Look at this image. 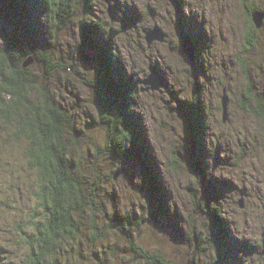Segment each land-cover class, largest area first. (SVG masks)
<instances>
[{
    "label": "rangeland",
    "instance_id": "374dc122",
    "mask_svg": "<svg viewBox=\"0 0 264 264\" xmlns=\"http://www.w3.org/2000/svg\"><path fill=\"white\" fill-rule=\"evenodd\" d=\"M46 1L39 43L24 16L0 14V63L34 74L47 144L45 96L61 118L43 195L29 141L0 119V264H101L97 252L103 264H264V0ZM34 52L42 62L28 64ZM60 204L75 226L48 246Z\"/></svg>",
    "mask_w": 264,
    "mask_h": 264
},
{
    "label": "trees",
    "instance_id": "16d2710c",
    "mask_svg": "<svg viewBox=\"0 0 264 264\" xmlns=\"http://www.w3.org/2000/svg\"><path fill=\"white\" fill-rule=\"evenodd\" d=\"M0 1H2V2H0V8L3 11V12L0 11V14L4 18H7V19L11 18L13 15L17 21H19V19L22 20L21 16H24L26 18L27 23H28V26H24L27 30L25 33L26 36H28L30 41L39 43L41 41V37H35L34 32H35V30H38L40 27V25L39 26L37 25V22L39 20V15L49 6V5H47L48 2L46 0H15L14 3H10L8 0H0ZM89 1L90 0H88V2ZM51 14H52V12H51ZM32 19H34V20H32ZM40 24H41L42 28H44L43 22H41ZM55 24L58 26L59 21L55 20ZM21 26H23V25L21 24ZM86 26L88 27V24ZM89 26H90V29H94V30L96 28L101 27V26H98L95 22H92L91 20H90ZM92 35L94 38L95 33L92 32ZM46 37H47V33H45V38ZM92 44L93 43H91V45ZM40 55H43L42 52H34L33 55H31V56L35 62H42V58ZM104 55H105V53H104ZM6 59H7V55H6ZM6 59H5V61L8 60V59L7 60ZM108 60H110L111 63H114L111 65V68L112 69L114 68V71H115V69L118 70L117 58H115L114 56H110ZM43 61H46L45 58L43 59ZM11 64L8 66L4 61L0 63V119L3 120L6 124L15 125V127H17L16 128V131H17L16 135L19 137L25 138L29 141L30 145H29V148L27 150V155L30 158L29 159V165L36 168L37 172L39 174H41L40 181H41V188L43 191V192H41V195H43V193L45 192V189L50 188V187H48L49 186L48 184H46L44 186L42 184V182L47 180L46 176H48V173H52V172L57 170V165L50 164L51 157L57 156V158L59 160L58 163L61 162V157L58 154L57 155L53 154L55 151V147H56V146H54V143H53L54 139H56V141H58V142L61 141V138H60L59 132H58L59 125H60L59 120L61 118L56 112L54 113L52 110H50V104H48L49 103L48 99L45 96L46 100H44L43 108L45 110V114H46L45 116H49V118H50L49 121L52 123V129H53L52 133L51 134L49 133V137H48L49 141L47 140L48 141V144H47L44 137L42 135L40 136V134H41L40 131L37 130L36 126L34 125V122L39 120L40 117L38 116V114L34 108H32V110H31L30 104L28 102V95L30 93L32 94V93L36 92V86L34 85V82H33V81H35L34 74L31 72V70L29 68L23 69L22 67H20V65H18V67H16L13 64H12L13 65L12 66ZM4 66H6L5 69H8V71H9L8 76L5 73L7 71H4ZM19 68L22 70H20ZM111 73H114L113 70H111ZM120 90H121V88H120ZM120 94H122V93H120ZM120 94H119L117 101H119L121 96H122ZM37 95L39 96L40 94H37ZM7 97L11 98V99L6 100ZM28 104H29V106H28ZM195 114H197V113H195ZM5 119H7L13 123L6 122ZM197 120H199L198 122H199L200 126H198V124H197L193 128V130H194V132H196L195 136H200L198 143L199 142L201 143V144L199 143V145H201V147L195 148L196 149L195 153L200 154L203 151H205V149H206V147L204 145V141L202 139L203 129H204V125L202 124L203 123V117L200 116V118ZM131 121H132L131 119H128L127 123L132 128L133 126H132ZM174 159H175V162H177L178 158L176 157V155L174 156ZM200 165H202L201 161H200ZM64 178H65V188L64 189L66 191L70 192L71 188H72L70 186V177L65 175ZM50 186H52V190L49 191V194L51 196V202L55 206L57 204V201H58V195H57L58 193L54 192L55 188L53 187V185L50 184ZM158 196H159V194L157 195V197ZM43 199L45 201H47V199H45V198H43ZM64 201H66V200L62 196V203ZM56 212H57L59 221L56 218L55 219L52 218V219H50V224L47 227L48 233H49V238H48L49 243L47 244L48 246H50L52 239H54V237L56 238V236H57L56 231L58 232V230L60 228L59 224L65 233H68L75 226L74 222L70 218L71 215L68 214L69 209H67V207H65L63 204H60L59 212L58 211H56ZM173 229H174V227H173ZM174 231L172 234H174V237H176L175 235L177 234V232L175 231L176 232V234H175ZM225 231L227 232L228 229ZM124 233H126V232H124ZM178 236L180 238L182 237L181 235H178ZM92 238H93V241L96 243V241H97L96 239H99L100 236L98 234H96ZM128 239H129V241H132L133 238L129 237ZM220 242L223 243V241H219V244H220ZM217 243H218V241H217ZM224 243H225V240H224ZM219 248H222V247L219 246ZM76 251H79V250L76 249ZM50 252H51L50 247H47L42 252L41 257L43 255H45L44 253L47 254ZM73 252H74V248L72 249V253ZM220 253H222L221 256L222 255L224 256L223 248L221 249ZM140 254H142V252H140ZM79 255H80V252H79ZM221 256H220V258H221ZM95 257L98 260V262L103 264V261H100V260H102V257H103L101 252H97L95 254ZM141 257H143V254L141 255ZM161 257L162 256L160 255L159 261L164 260ZM218 262L221 263L220 259H218ZM44 263L46 264L45 261H44ZM34 264H35V262H34ZM36 264H42V263L37 261Z\"/></svg>",
    "mask_w": 264,
    "mask_h": 264
},
{
    "label": "water",
    "instance_id": "95a60500",
    "mask_svg": "<svg viewBox=\"0 0 264 264\" xmlns=\"http://www.w3.org/2000/svg\"><path fill=\"white\" fill-rule=\"evenodd\" d=\"M171 2H172V4H174L175 6L177 5V7H178V2H177V0H170ZM260 24V27H261V25H262V23H259ZM159 29H156V30H154V33L153 34H155V33H157V32H159L158 31ZM150 41H152V40H160V38H159V36H155V38H150L149 39ZM188 41H187V39L184 37V40H183V38H182V46H183V48H184V52H186V53H188L189 54V59H190V62H191V64H192V69L194 70V63L191 61V58L190 57H192V54H194L193 53V51L190 49V47H189V45H188V43H187ZM188 50H187V49ZM88 60H87V59ZM82 59L84 60V61H89L90 59H91V57L89 56H87V55H84V56H82ZM33 58L31 57L30 59H29V63L28 64H32L33 63ZM156 70H155V68H153L152 69V74L150 75L151 76V78H152V80H153V82L155 81V78H157V75H155L156 74ZM155 75V76H154ZM155 77V78H154ZM153 82H151V83H149L148 82V80H147V82L146 83H149V84H152ZM178 156H179V158L182 160V161H184V162H186L187 161V159H186V157L185 156H183L182 154H180V153H178Z\"/></svg>",
    "mask_w": 264,
    "mask_h": 264
},
{
    "label": "flooded vegetation",
    "instance_id": "af4514ba",
    "mask_svg": "<svg viewBox=\"0 0 264 264\" xmlns=\"http://www.w3.org/2000/svg\"><path fill=\"white\" fill-rule=\"evenodd\" d=\"M127 6H128V5H127ZM127 8H128V7H127ZM142 20H143V19H142ZM138 23H139V22H137V24H138ZM127 26H128V24H126V27H127ZM111 32H113V30H111ZM153 68H155V66H152V68H151V74H152V69H153ZM173 237H174V236H173ZM173 237H172V238H173ZM174 238H175V237H174ZM176 238H178V236H176ZM179 238H180V237H179ZM217 264H220V262L217 261Z\"/></svg>",
    "mask_w": 264,
    "mask_h": 264
},
{
    "label": "bare ground",
    "instance_id": "6f19581e",
    "mask_svg": "<svg viewBox=\"0 0 264 264\" xmlns=\"http://www.w3.org/2000/svg\"><path fill=\"white\" fill-rule=\"evenodd\" d=\"M68 7H69V6H68ZM119 8H120V7H119ZM120 10H121V8H120ZM121 11H122V10H121ZM128 17H130V16H128ZM142 19H143V17H142ZM32 20H34V19H32ZM38 21H40V20H38ZM40 23H41V22H38L37 25L39 26ZM43 24H44V23H43ZM101 27H102V26H101ZM50 37H51V36H50ZM95 37H96V36H95ZM104 37H105V35H104ZM86 38H87V37H86ZM89 39H90V38H89ZM107 46H108V45H107ZM33 50H34V49H33ZM107 55H108V54H107ZM12 66H13V65H12ZM253 91H254V90H253ZM178 147H179V146H178ZM248 149H249V148H248Z\"/></svg>",
    "mask_w": 264,
    "mask_h": 264
}]
</instances>
